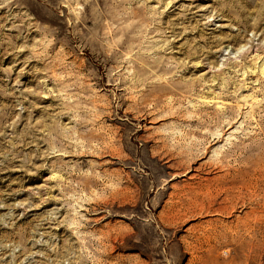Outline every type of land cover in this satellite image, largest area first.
<instances>
[{
  "label": "rangeland",
  "instance_id": "1",
  "mask_svg": "<svg viewBox=\"0 0 264 264\" xmlns=\"http://www.w3.org/2000/svg\"><path fill=\"white\" fill-rule=\"evenodd\" d=\"M0 264H264V0H0Z\"/></svg>",
  "mask_w": 264,
  "mask_h": 264
}]
</instances>
